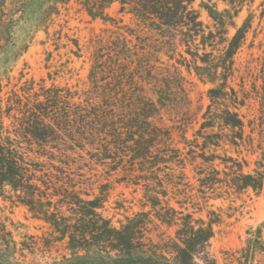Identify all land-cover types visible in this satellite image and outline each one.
<instances>
[{
    "label": "trees",
    "instance_id": "obj_1",
    "mask_svg": "<svg viewBox=\"0 0 264 264\" xmlns=\"http://www.w3.org/2000/svg\"><path fill=\"white\" fill-rule=\"evenodd\" d=\"M59 1L64 2L55 4ZM114 1L120 12L129 7L142 23L156 29L161 46L145 51L122 35L99 43L83 99L56 86L31 92L28 84L22 89L26 95L11 90L3 111L0 106V196L24 205L33 217L50 225L55 237L66 238L71 255L53 264H217L210 239L220 215L208 210L204 219L174 208L156 172L180 168L176 175L165 173V182L186 186L184 168L199 159L192 188L197 194L186 200L197 196L206 202L211 195L264 189V56L250 89L245 76H240L239 88L231 84L238 71L235 54L249 28L237 26L234 18L247 0H221L226 4L222 10L211 0H202L199 8L207 12L210 24L200 19L194 0H93L86 10L93 19L107 20L104 8ZM260 6L263 17L264 0ZM229 26L235 28L232 35ZM182 46L189 59L178 49ZM160 51L168 59L177 52L176 63L211 84L200 122L196 120L200 110L191 109L180 67L171 64L157 71ZM250 100L257 101V114L246 118L241 108L250 107ZM5 118L13 120L6 123ZM193 121L199 123L193 135L202 139L201 144L186 136ZM222 143L257 153L256 166L244 170L247 159L217 153ZM97 166L121 169L123 179L135 185L142 181L146 204L161 224L174 227L173 236L158 242L146 236L149 211L135 212L119 227L112 224L99 211L104 199L87 186L91 184L87 173ZM7 187L11 193L5 195ZM176 191L186 193L178 187ZM177 203L181 206L184 200ZM1 251L15 259V242L0 222ZM240 252L238 264H253L257 255L264 256L260 227Z\"/></svg>",
    "mask_w": 264,
    "mask_h": 264
},
{
    "label": "rangeland",
    "instance_id": "obj_2",
    "mask_svg": "<svg viewBox=\"0 0 264 264\" xmlns=\"http://www.w3.org/2000/svg\"><path fill=\"white\" fill-rule=\"evenodd\" d=\"M55 1L0 0L1 111L5 108L11 90L26 95L22 89L28 84L33 87L31 92L38 91L41 87L56 86L77 92L76 100L78 97L85 98L90 87L88 75L94 51L99 43L105 44L110 38L125 36L132 43L151 52L161 46L162 38L159 32L142 23L129 11V7L120 12L118 1L104 8L107 20L99 17L93 19L89 16L86 8L87 5L93 4V0H63L64 2L59 1L56 4ZM201 1L194 0L193 6L199 9L203 23L210 24L211 19L207 12L199 8ZM211 1L219 10L226 7L221 0ZM249 1L243 3L240 12L234 18L237 26H249L245 42L235 54V66L238 71L231 82L235 88H239L240 76H245V86L251 88V83L259 75L260 62L264 56V16L260 17L261 0ZM54 5L57 6L56 10L53 9ZM52 9L53 12L48 15ZM228 29L229 35L235 32V28L231 26ZM184 48L182 46L178 49L189 59L190 56L185 53ZM156 55L162 61L156 63L158 72L162 71L163 67H170L171 64L180 67L186 79L191 109L200 110L196 118L200 122L201 114L209 103L207 89L211 84L200 81L192 70L188 72L185 66L176 63L180 58L177 52L174 53L173 59H168L162 51ZM257 108V101L250 100V107L241 108V112L246 114V118L252 117L257 114ZM5 120L9 123L13 119ZM166 122L171 124L167 119ZM198 127L199 123L195 121L189 124L186 136L201 144L202 139L200 137L195 139L193 135ZM245 130L248 132L249 128L246 126ZM174 137L175 141L180 139L176 131ZM177 145L180 148L184 146L183 143ZM196 150L199 152L198 148ZM216 152L247 159L249 163L244 170L254 168L256 166L254 160L258 158L257 153L251 154L243 146L234 149L223 143ZM199 161L197 159L193 164L187 163L184 168L183 182L186 186L177 187L186 193H177V187L165 182L167 177L165 173L176 175L180 168L174 167L173 171L165 169L156 173L164 180L166 198L174 208L193 212L194 217L201 216L204 219H207L208 210H214L220 215V222L214 226V235L210 239L211 253L217 264H238L237 257L241 255V248L258 227L261 228L264 240V189L260 193L248 189L239 194L229 193L219 197L211 195L206 202L197 196H192V200H186L185 196L197 194L192 188L196 185L194 166ZM87 174L91 176L88 188L104 199L99 211L110 218L112 224L119 227L135 212L149 211L151 221L147 225L146 236L154 242L173 236L174 227L161 224L149 204H146L142 181L135 185L127 178L123 179L121 169L107 171V168L102 166L94 167ZM175 179L173 177L171 180ZM10 193L7 187L5 195ZM177 200H184V203L180 206ZM0 222L5 225L16 245L15 259L1 251L0 264H53L64 255H71V251L66 248V238L55 237L47 222L33 217L24 205L12 203L4 196H0ZM253 264H264V256L257 255Z\"/></svg>",
    "mask_w": 264,
    "mask_h": 264
}]
</instances>
